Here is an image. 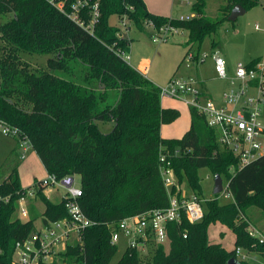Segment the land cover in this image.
Instances as JSON below:
<instances>
[{"label":"trees","instance_id":"1","mask_svg":"<svg viewBox=\"0 0 264 264\" xmlns=\"http://www.w3.org/2000/svg\"><path fill=\"white\" fill-rule=\"evenodd\" d=\"M59 1L66 2L68 11L75 2L0 0V20L5 19L0 22V118L30 140L48 173L80 176V205L94 222L83 232L82 244L68 247L52 264H112L118 247L111 242V226L128 216L169 207L160 173L162 153L179 184L186 183L200 197V169L226 177L233 202L206 200L201 222L190 224L184 217L180 226L171 223L168 245L153 247L146 255L128 249L115 264H229L237 260L236 248L264 257V244L246 230L252 208L264 219V156L231 174L237 157L218 144L216 131L195 108H190L191 126L182 138L163 137L162 125L180 113L162 106L160 87L124 58L130 40L110 23L112 16H127L140 29L152 22L157 28L172 25L185 30L187 57L219 32L235 5L248 11L261 0H225L219 19L206 15L208 0H195L189 20L154 14L144 0H99L93 33L61 11ZM80 17L88 23L89 8ZM23 54L51 57L44 68L33 69ZM100 121L113 122V129L102 132ZM19 166L14 164L6 182L0 183V198H10L0 202V264H14L17 243L31 235L38 219L48 224L69 216L66 200L54 203L45 189H39L36 196L45 204L44 213L35 216L32 208L30 220H20L19 201L27 189ZM216 223L233 231L232 250L210 241L209 227Z\"/></svg>","mask_w":264,"mask_h":264},{"label":"built area","instance_id":"2","mask_svg":"<svg viewBox=\"0 0 264 264\" xmlns=\"http://www.w3.org/2000/svg\"><path fill=\"white\" fill-rule=\"evenodd\" d=\"M54 1V0H53ZM56 6L68 16L85 27L91 33L100 17L99 0H75L67 10L66 2L59 1ZM89 8L91 20L87 23L81 19V13ZM192 16L180 17L179 20H189ZM124 21V20H122ZM146 25L153 28L154 43L168 40L169 36L177 34L182 29L172 25L157 28L152 22ZM258 28V26H257ZM129 61V55L123 53ZM190 61H204L206 55L200 57L190 51L187 55ZM215 72L219 79L228 83L223 91L221 101L215 100L204 92L197 79L193 77L174 76L167 85L160 88L162 100L174 99L184 102L190 108L197 109L206 118L208 126L217 133L218 144L232 152L237 157V165L231 167V174L252 164L264 156V54L252 66L239 64L232 75H229L225 60L216 52L213 53ZM0 133L18 139L20 158L26 159L33 146L22 131L0 118ZM178 155V151L175 152ZM160 173L169 193V207L153 209L128 216L112 227L111 242L117 245L123 237L127 240L126 250H135L144 255L153 247L168 245L171 223L180 226L184 217L190 224L201 222L205 215L202 197L191 191L186 194L183 184H179L174 168L167 155H160ZM74 175L59 178L55 174L48 175L37 183L38 189H27L19 201L20 220H30V210L27 207L29 198L36 197L39 189L66 190L63 199L66 200L68 217L37 226L31 235L16 245L14 264H52L58 257L66 253L68 247L82 244L83 232L94 225L86 216L80 205L82 187L76 185ZM224 191H229V180L223 183ZM175 189V192L173 191ZM9 197L0 198V202H8ZM248 221V220H247ZM246 228L250 237L264 244V236L249 221ZM187 238V235H184ZM237 261H250L253 254L243 248H236ZM2 249L0 248V254ZM258 254V253H257ZM261 256V255H260ZM262 257V256H261ZM264 258V257H263Z\"/></svg>","mask_w":264,"mask_h":264},{"label":"rangeland","instance_id":"3","mask_svg":"<svg viewBox=\"0 0 264 264\" xmlns=\"http://www.w3.org/2000/svg\"><path fill=\"white\" fill-rule=\"evenodd\" d=\"M163 2V0H157ZM170 1V0H169ZM195 0H171L172 4L167 5L169 9H173L174 16H186L192 13V4ZM262 5L249 9L244 15L237 18L236 21H228L223 24L217 34L208 36L200 45L193 48V53L200 57L206 55L204 61L188 60L186 57L187 48H184V43L188 41V33L185 30L177 34L169 36L168 40L154 43L152 35L153 28L144 25L142 29L138 28L127 16L122 20L120 17L112 16L110 19L111 25L120 29L121 36H125L130 40V48L128 55L130 56V65L140 71L143 75L153 81L158 87L163 88L167 85L170 79L174 76L179 77H193L199 81L208 79L206 88L215 100L221 98L223 90L227 87L226 82L218 78L215 72V63L213 60V53L219 54L225 62L235 68L238 64H248L252 60L259 59L264 54V0H261ZM225 5V0H208L206 7V15L211 19H219L222 16L220 8ZM0 20V22L4 21ZM258 26V28H257ZM216 43L213 48L212 44ZM23 59L28 62L33 69L44 68L50 55H30L23 54ZM237 68V67H236ZM142 71H141V70ZM167 103V102H166ZM167 105V104H166ZM173 108V107H170ZM176 108L179 110V117L172 122H166L162 129L163 135L167 138L183 137L185 132L190 128V111L188 106ZM100 130L108 133L113 129V122H98ZM21 148L18 139L13 136H5L0 133V183L6 182L11 167L20 163L19 177L21 184L25 189L32 188L37 190L38 186L35 184V179L43 180L48 172L43 166L37 153L30 149L27 153L26 159L20 158ZM201 179L202 199L212 200L217 197L220 204L226 205L233 202V197L229 191H224L219 195L214 194V174L209 168H202L198 171ZM76 185H81L80 176L75 177ZM36 180V181H37ZM224 183L227 184L226 177L223 178ZM38 183V182H36ZM183 189L186 194H191L186 183L183 184ZM54 192L49 191V195L54 202H59L66 190L62 187L56 189ZM40 210L45 209V204L37 196L29 198L27 207L30 210V218L32 217V208H34L35 216L40 215ZM251 221L264 236V219L261 211L258 208H252L247 212ZM18 218L20 217L19 210L17 211ZM24 221V220H23ZM39 226L41 219L36 221ZM209 239L212 243H221L227 250L235 247V235L233 231L220 223L212 224L209 227ZM118 251L112 261V264L122 257L127 249V240L121 238L117 244ZM60 257L56 258L59 259ZM256 264H264V258L258 254H251L250 260H254ZM147 260V259H146ZM57 261H60L57 260ZM62 264V263H61Z\"/></svg>","mask_w":264,"mask_h":264},{"label":"crops","instance_id":"4","mask_svg":"<svg viewBox=\"0 0 264 264\" xmlns=\"http://www.w3.org/2000/svg\"><path fill=\"white\" fill-rule=\"evenodd\" d=\"M145 1V3H146V5H147V8H148V10L150 11V12H152V13H154V14H158V15H161V16H164V17H167V18H172V19H179L180 17H187V16H193L192 15V13L191 14H189V15H186V16H183V15H180L179 17L178 16H174L173 14V12H174V4H173V9H170V7H169V9L166 7V5L164 4V3H167V5H169V4H172V2H171V0L169 1V0H163V2L161 1V2H159V1H157V0H144ZM195 2V1H194ZM194 4V3H193ZM192 4V5H193ZM262 5V2H261V4L259 5V6H261ZM247 12V11H246ZM189 36V35H188ZM125 37V36H124ZM184 45V48H185V45H186V42L183 44ZM187 52V51H186ZM129 60H130V56H129ZM241 64V63H240ZM249 64V63H248ZM226 65H227V70H228V73H229V75H232L233 73H234V71H235V69H236V67L235 68H233L232 66H230V65H228L227 63H226ZM239 65V64H238ZM244 65H246V64H244ZM141 70V69H140ZM142 71V70H141ZM146 77H147V75H146ZM190 77V76H189ZM148 78V77H147ZM149 79V78H148ZM150 80V79H149ZM207 80L208 79H205V80H201V81H199L198 79H197V81L199 82V86L201 87V89L204 91V92H206V93H208L209 95H211L210 94V92L207 90V88H206V82H207ZM153 82V81H152ZM226 82V81H225ZM154 83V82H153ZM155 84V83H154ZM226 87H228V83L226 82ZM224 91V90H223ZM223 93V92H222ZM212 96V95H211ZM212 97H214V96H212ZM221 97H222V94H221ZM217 101H221V98L219 99V100H217ZM167 102V103H166ZM167 104V105H166ZM162 106H164L165 108H170V107H173L174 109H175V107L176 108H180V107H182L181 108V110H184L185 111V108H183V106H187L184 102H182V101H179V100H174V99H165V100H162ZM189 107V106H188ZM179 111V110H178ZM189 111H190V107H189ZM180 113V112H179ZM189 118H190V126H191V113H190V115H189ZM163 126V125H162ZM189 130V129H188ZM187 130V131H188ZM186 131V132H187ZM185 132V133H186ZM163 133H164V130L161 128V134H162V136L163 137H165L164 135H163ZM165 138H167V137H165ZM37 179H35V184H37L36 182H39V181H41V180H37ZM23 186V185H22ZM24 188V187H23ZM30 188V187H29ZM49 191L51 192H54V191H56V190H45L44 191V193H45V195L52 201V202H54L52 199H51V197H50V195H49ZM63 199V198H62ZM61 199V200H62ZM60 200V201H61ZM59 201V202H60ZM59 202H54V203H59ZM39 207V212L42 214V213H44V211H45V209H43V210H40V206H38ZM252 225H253V223H252V221L250 222ZM41 225V224H40ZM39 225V226H40ZM38 226V225H37ZM254 226V225H253ZM232 250V249H231ZM253 254H257V253H253ZM259 255V254H258ZM260 256V255H259ZM256 261H255V259L254 260H252L251 261V263H253V264H256L255 263Z\"/></svg>","mask_w":264,"mask_h":264},{"label":"water","instance_id":"5","mask_svg":"<svg viewBox=\"0 0 264 264\" xmlns=\"http://www.w3.org/2000/svg\"><path fill=\"white\" fill-rule=\"evenodd\" d=\"M246 9L241 5H235L228 17V21L234 22L237 20L238 17L244 15L246 13ZM224 180L220 174H215L214 176V194L219 195L223 192L224 186H223ZM229 264H238V261L236 259H231L229 261Z\"/></svg>","mask_w":264,"mask_h":264}]
</instances>
